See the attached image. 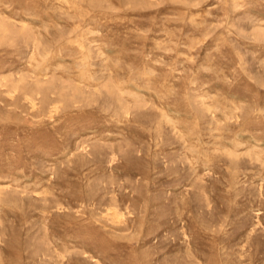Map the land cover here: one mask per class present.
I'll return each instance as SVG.
<instances>
[{
    "label": "rangeland",
    "instance_id": "obj_1",
    "mask_svg": "<svg viewBox=\"0 0 264 264\" xmlns=\"http://www.w3.org/2000/svg\"><path fill=\"white\" fill-rule=\"evenodd\" d=\"M0 264H264V0H0Z\"/></svg>",
    "mask_w": 264,
    "mask_h": 264
}]
</instances>
